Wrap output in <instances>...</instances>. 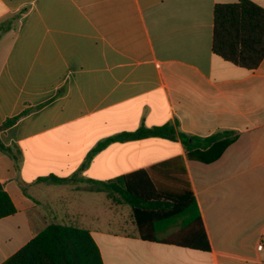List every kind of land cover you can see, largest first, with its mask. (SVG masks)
Returning <instances> with one entry per match:
<instances>
[{
  "label": "crops",
  "instance_id": "obj_1",
  "mask_svg": "<svg viewBox=\"0 0 264 264\" xmlns=\"http://www.w3.org/2000/svg\"><path fill=\"white\" fill-rule=\"evenodd\" d=\"M234 1L0 0V125L18 116L0 129L18 155L0 150L16 207L0 218V263L60 223L87 229L103 264H264V58L248 69L211 48L214 5ZM166 123L238 137L211 163L187 159L179 137H147L83 166L104 138ZM176 156L209 250L142 240L131 207L93 189Z\"/></svg>",
  "mask_w": 264,
  "mask_h": 264
},
{
  "label": "trees",
  "instance_id": "obj_2",
  "mask_svg": "<svg viewBox=\"0 0 264 264\" xmlns=\"http://www.w3.org/2000/svg\"><path fill=\"white\" fill-rule=\"evenodd\" d=\"M212 51L238 66L256 68L264 58V8L252 0L216 3L213 10ZM18 116L5 120L0 129L13 124ZM147 137L180 138L187 159L211 163L233 143L238 132L220 131L205 137L176 132L173 125L139 126L99 141L88 159L111 142ZM0 150L16 163L17 153L0 141ZM18 153H20L18 151ZM55 182L67 178H39ZM114 203L132 209L138 236L142 240L209 250L208 239L197 211L187 172L180 156L153 163L106 182H91ZM23 192L28 195L22 184ZM16 207L0 189V218L14 214ZM0 264H103L100 250L87 229L50 223Z\"/></svg>",
  "mask_w": 264,
  "mask_h": 264
},
{
  "label": "built area",
  "instance_id": "obj_3",
  "mask_svg": "<svg viewBox=\"0 0 264 264\" xmlns=\"http://www.w3.org/2000/svg\"><path fill=\"white\" fill-rule=\"evenodd\" d=\"M257 247L260 250L262 248V243H260Z\"/></svg>",
  "mask_w": 264,
  "mask_h": 264
},
{
  "label": "rangeland",
  "instance_id": "obj_4",
  "mask_svg": "<svg viewBox=\"0 0 264 264\" xmlns=\"http://www.w3.org/2000/svg\"><path fill=\"white\" fill-rule=\"evenodd\" d=\"M127 206V208H130V206H128V205H126ZM129 212V211H128ZM130 213V212H129ZM124 217L126 218V220H127V215L125 214L124 215Z\"/></svg>",
  "mask_w": 264,
  "mask_h": 264
},
{
  "label": "water",
  "instance_id": "obj_5",
  "mask_svg": "<svg viewBox=\"0 0 264 264\" xmlns=\"http://www.w3.org/2000/svg\"><path fill=\"white\" fill-rule=\"evenodd\" d=\"M0 189H2V185L0 184Z\"/></svg>",
  "mask_w": 264,
  "mask_h": 264
}]
</instances>
